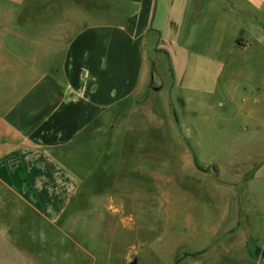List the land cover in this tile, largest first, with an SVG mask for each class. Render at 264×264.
Wrapping results in <instances>:
<instances>
[{"label": "crops", "instance_id": "0c3cea01", "mask_svg": "<svg viewBox=\"0 0 264 264\" xmlns=\"http://www.w3.org/2000/svg\"><path fill=\"white\" fill-rule=\"evenodd\" d=\"M156 3L0 0V264H116L117 247L103 251L85 238L80 243L74 238L81 227L90 232L98 223L103 224V234L116 227L118 245H129L119 264H143V250L154 243L139 238V219L157 218L163 226L161 237L170 222L187 229L192 218L197 219L190 213L168 216L164 211L173 203L197 204L198 197L182 190L184 185L176 186L182 195L166 193L161 208L159 197L147 194L146 189L159 185L175 186L170 183L175 171L185 178L198 177L194 187L206 189L213 200L224 192L225 219L241 214L235 192L215 184L214 170L218 176L225 170L216 159L200 162L188 144L179 153L172 147L163 150L178 157L177 165L173 162L169 169L164 163V175H159L160 150L153 141L157 133L165 134L160 131L164 121L154 107L160 90L152 84L155 72L147 49ZM263 103L264 95L254 96L252 102L243 99L238 113L253 121ZM171 112L168 123L177 133L173 140L184 141L180 122ZM118 129L124 139L116 148L112 140ZM115 151L116 164L109 166ZM92 156L95 161L89 160ZM196 162L207 171L199 170ZM250 166L234 171L228 186L236 189L254 180L262 167ZM252 170L253 176L244 181V174ZM84 187L95 190L84 192ZM102 187L117 191L104 194ZM131 188L135 195L128 194ZM96 194L104 196V213L96 219L88 213L85 218L78 210L88 207ZM205 200L199 213L209 208ZM130 202L135 204L132 211ZM37 229L42 235L47 230L63 236L68 232L72 244L62 254L50 255L43 254L46 247L24 245L22 239L37 234ZM238 229L232 225L227 235L238 234ZM221 234L219 230L213 239Z\"/></svg>", "mask_w": 264, "mask_h": 264}, {"label": "rangeland", "instance_id": "374dc122", "mask_svg": "<svg viewBox=\"0 0 264 264\" xmlns=\"http://www.w3.org/2000/svg\"><path fill=\"white\" fill-rule=\"evenodd\" d=\"M263 4L264 0H157L147 49L155 72L152 84L160 90L154 107L164 121L160 131L165 134L157 133V139L153 141L160 150L159 175H164V163L170 165L169 169L173 162L177 165L178 157L171 150L167 153L163 150L172 147L175 153H179L180 147L185 148L188 144L200 162L207 164L216 159L220 168L225 170L219 176L214 170L215 184L220 183L224 189L235 192L241 214L225 219L226 198L221 197H225L224 192L213 200L206 195V189L194 187L199 183L198 177L185 178L175 171L176 178L170 182L175 186L159 185L158 188L146 189L147 194L158 196L161 208L162 197L168 192L172 196L182 195L181 188L176 186L184 185L186 187L183 186L182 190L193 194V198L198 197L197 204L192 202L180 206L173 203L165 205L164 211H169L168 216L190 213L197 219L192 218V227L187 229L176 225L179 222H170L168 232L162 237L163 226L157 218L139 219L136 227L139 238L143 242L154 243L153 248L143 250V264H264V103L259 106L253 121L238 113L243 99L252 102L254 96L263 98L264 95ZM171 110L180 122L184 141L173 140L176 131L168 123L173 116ZM122 138L124 133L120 134L118 129L112 140L114 147L121 145ZM116 155L115 151L109 166H115ZM92 158L96 160L94 156L89 160ZM252 163L262 167L255 179L236 189L230 188L229 178L234 171L244 170L243 166L249 167ZM78 174L82 176L83 172L78 170ZM253 174V170L245 173L242 179H250ZM82 182L86 184L84 180ZM108 182L105 181L106 185ZM103 189L99 191L104 194L110 190L117 191V188ZM218 189L216 186L215 190ZM87 190L92 193L95 189L83 188L84 192ZM135 190L128 189V194L135 195ZM205 197L209 208L199 213L198 208L206 201ZM91 198L88 207L78 212H82L85 218V214L91 213L96 219L104 213V196L96 194ZM79 204L76 201V205ZM134 206V202L128 203L130 211ZM158 214L159 217L163 215ZM148 225L154 227L153 231L150 232ZM232 225L238 226V234L228 236L226 231ZM102 226L101 223L91 225L90 232L81 227L80 235L73 236L78 243L82 237L92 247L98 248L99 245L103 251L117 247L115 258L119 264L129 245H118L116 227L103 234ZM219 230L223 234L213 239ZM36 232L25 236L21 242L46 247L43 254L50 255L54 251L62 254L61 250L66 251L72 244L73 238L68 232H64V236L51 230H47L45 235L39 233V229ZM179 244H183L185 249H179ZM165 245L167 247L163 249ZM8 252V258L12 257L14 253Z\"/></svg>", "mask_w": 264, "mask_h": 264}, {"label": "trees", "instance_id": "16d2710c", "mask_svg": "<svg viewBox=\"0 0 264 264\" xmlns=\"http://www.w3.org/2000/svg\"><path fill=\"white\" fill-rule=\"evenodd\" d=\"M196 166L201 171H207V169H205L204 167H202L201 165H199L198 162H196Z\"/></svg>", "mask_w": 264, "mask_h": 264}]
</instances>
